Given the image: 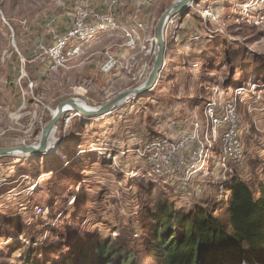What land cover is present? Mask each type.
<instances>
[{"label":"rangeland","instance_id":"1","mask_svg":"<svg viewBox=\"0 0 264 264\" xmlns=\"http://www.w3.org/2000/svg\"><path fill=\"white\" fill-rule=\"evenodd\" d=\"M107 1L0 0V148L36 146L52 111L66 100L78 99L96 108L140 87L123 75L121 67L110 76L96 73L92 55L102 49L120 62L136 54L127 51L117 33L88 46L75 68L55 74L42 75V68L21 56L32 50L38 37L49 38L39 31L32 35L30 28L48 30L47 20L70 22L76 8L99 10L102 5L107 8ZM120 1L121 13L126 14L121 18L136 16L137 23L151 25L149 35L156 40L159 21L182 0ZM167 26L166 68L148 94L103 118L72 119L67 132L64 115L52 134L58 147L50 155L0 156V264H22L27 246L65 252L68 244L94 235L140 249L143 226L159 202L175 204L178 198L183 204L185 199L176 186L149 176V162L135 153L141 128L160 137L154 123L160 112L171 114L169 124L177 119L190 123L192 118L203 130L202 135L195 131L193 140L199 149L189 152L205 161L201 167L207 179L200 205L217 215L228 196L223 187L234 176L258 196L264 180V0H195L168 19ZM155 54L156 44L148 75ZM239 89L243 92L236 94ZM213 101L217 114L225 103H236L244 152L238 164L225 162L221 170L209 144L219 141L221 134L217 129L210 138L214 132L206 104Z\"/></svg>","mask_w":264,"mask_h":264},{"label":"trees","instance_id":"2","mask_svg":"<svg viewBox=\"0 0 264 264\" xmlns=\"http://www.w3.org/2000/svg\"><path fill=\"white\" fill-rule=\"evenodd\" d=\"M120 7L115 8L114 11L120 13ZM99 11L105 12L106 7L102 5ZM73 16L70 22L61 20L59 23V21L54 22L53 19L47 20L50 21L48 30H43L39 26L30 28V33L34 35L39 31L44 37L48 35L49 38L42 40L38 35L36 42L51 45L53 34L64 35L73 27ZM47 22L45 21V26ZM28 30L29 28L26 27L25 33L29 35ZM182 37L185 35L182 34ZM198 45L202 46V44ZM33 48L34 46L32 50ZM32 50L30 48L24 50L21 54L22 58L27 64L42 68V75L48 73V63L43 65L30 63ZM168 113L164 116V113L160 112L154 118L160 136L167 135L175 142L193 138L187 141L185 146L180 147L177 158L185 163L197 161L189 154L190 151L199 149L193 141L195 127L192 118H189L190 123L187 120L182 123L177 119L175 124L173 122L169 124L167 116L171 114ZM60 125L62 128V123ZM163 127L164 129L160 130ZM67 130L68 128L65 132ZM140 131L142 138L136 140L134 144L137 149H142L159 138L153 137L147 127L141 128ZM197 133L203 134V130L200 131V124ZM213 143H209L210 147H214L211 155L218 169L221 170L225 162L231 166L238 164L234 162L230 164L222 154L219 142ZM181 149L184 151L181 152ZM160 178L176 186L185 199L182 200L183 204H178L177 198L176 205L170 200L160 201L157 208L148 215L141 236L142 256L140 249L131 247L127 243L112 242L110 239L94 235L85 237L83 242L68 244L65 246V252L58 248L60 250L58 253H49L40 246L36 249L27 246L22 252V264H147L148 262L150 264L151 262L153 264H264V180L259 183L258 196H255L246 182L236 176L231 178L223 187L228 195L225 200L226 205L214 216L199 203L205 196L203 185L207 176L204 170H200L188 183H184L181 174L174 170Z\"/></svg>","mask_w":264,"mask_h":264},{"label":"built area","instance_id":"3","mask_svg":"<svg viewBox=\"0 0 264 264\" xmlns=\"http://www.w3.org/2000/svg\"><path fill=\"white\" fill-rule=\"evenodd\" d=\"M120 3V0H108L105 12H101L96 8H76L73 16V27L64 35L53 34V43L51 45H46L40 41L36 42L31 52L30 63L37 65L48 63L49 74L75 68L77 60L84 54V50L88 46L103 36L117 33L124 38L126 42L124 46L127 51L129 53L136 52V54L120 62L118 58L106 51L104 60L99 65V71L104 75H110L118 67H121L124 72L123 75L130 79L133 85L141 86L142 82H145L148 77V70L155 53L156 40L154 36L151 37L149 35V30L152 28L151 25L137 23L136 16L121 18L126 16V14L114 11L115 8L120 6ZM172 21L169 20L168 23L170 24ZM165 27L167 31V22ZM195 39L198 38L195 37ZM159 80L155 83L154 88L159 83ZM235 92L240 94L243 89ZM209 103L206 104L207 112L209 111L210 113V117L207 116V119H210L209 126L214 132L210 138L216 135L217 129H220L219 141L215 140L214 142H219L222 154L227 160L231 163H239L243 158V149L238 135L236 103H225L220 114L216 113V107H214L216 103ZM64 115L65 117L62 120ZM62 117L60 120L65 125L64 131L70 120L77 117L81 118L78 113L74 112H66ZM41 120L40 118L39 121L41 122ZM193 126L197 127L195 128V131H197L198 124L196 121L193 122ZM54 130H56V126ZM187 141L175 142L167 135H164L148 143L142 149H137L135 153L149 162L152 167L149 176L160 178L174 170L181 174L184 183H188L193 176L202 170L201 166L205 164V161L197 160L192 163H185L178 160V150L180 147L185 146ZM209 143L211 142L209 141ZM36 212L40 213L41 210L37 209Z\"/></svg>","mask_w":264,"mask_h":264},{"label":"water","instance_id":"4","mask_svg":"<svg viewBox=\"0 0 264 264\" xmlns=\"http://www.w3.org/2000/svg\"><path fill=\"white\" fill-rule=\"evenodd\" d=\"M195 0H182L181 2L175 4L172 6L165 15L161 18L159 21V24L157 26L156 30V54L155 59L153 61L152 68L149 72V75L140 87L132 88L130 90H127L106 104L91 108V110H86L80 105L76 104L75 102H82L83 101L78 99H69L62 103H60L54 112L52 113V117L49 120V122L45 125L44 130L42 132L40 141L36 146H22V147H15V148H0V156H12L13 154L22 155V156H37V157H43L50 153H52L56 146L58 147V140L57 145H55L54 148H50L49 146V138L51 133L54 131V127L56 126L57 122L61 119L62 115L66 112H74L78 113L82 119H99L103 118L106 115L111 114L115 109L121 108L124 105L127 104V101L135 100L139 97H142L146 94H148L152 89H154V85L156 82H158L162 70L165 63V50H166V44H165V38H164V29L166 22L168 19H170L172 16L180 12L181 10L187 9L188 5Z\"/></svg>","mask_w":264,"mask_h":264},{"label":"crops","instance_id":"5","mask_svg":"<svg viewBox=\"0 0 264 264\" xmlns=\"http://www.w3.org/2000/svg\"><path fill=\"white\" fill-rule=\"evenodd\" d=\"M101 7V6H100ZM145 35V34H144ZM97 46H95L94 48H96ZM122 48H120V50H121ZM103 50V49H102ZM102 50L101 51H99V52H97V54L96 53H94V55H92V57H90V58H92V59H95L96 60V66H94L95 67V70H96V73H99L101 76H103V77H105V76H110V75H104V74H102L100 71H99V69H98V67H99V65L103 62V60H104V51L102 52ZM123 53H127L126 52V50H124V49H122L121 50ZM89 58V57H88ZM89 58V59H90ZM98 59H99V61H98ZM79 68V67H78ZM119 70V69H118Z\"/></svg>","mask_w":264,"mask_h":264},{"label":"bare ground","instance_id":"6","mask_svg":"<svg viewBox=\"0 0 264 264\" xmlns=\"http://www.w3.org/2000/svg\"><path fill=\"white\" fill-rule=\"evenodd\" d=\"M165 63H167V61H165ZM165 68H166V64H165V67H164V69H163V75H164V71H165ZM128 102H130V100L129 101H127V103ZM76 104H78V105H80L81 107H83L84 109H86V110H91V108L90 107H88L86 104H83L82 102H75ZM54 112V111H53ZM52 112V113H53ZM96 119V118H95ZM94 119V120H95ZM93 120V119H92ZM54 135V131L51 133V135ZM50 135V138H49V146H50V148H54L55 147V145H56V143H57V141H56V139H54V137H53V135L51 136ZM55 150H57V146H56V148H55ZM54 150V151H55ZM53 151V152H54ZM52 152V153H53ZM52 153H50V154H52ZM50 154H48V155H50ZM12 156H18L16 153L15 154H13Z\"/></svg>","mask_w":264,"mask_h":264}]
</instances>
